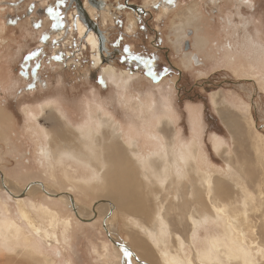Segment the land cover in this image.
<instances>
[{
    "label": "rangeland",
    "instance_id": "rangeland-1",
    "mask_svg": "<svg viewBox=\"0 0 264 264\" xmlns=\"http://www.w3.org/2000/svg\"><path fill=\"white\" fill-rule=\"evenodd\" d=\"M51 2L53 0H0V197H3V191L11 190L13 194L25 191V187L33 182L27 192L29 199L46 202L61 212L64 218L71 219L69 246L63 243L65 249L62 256L55 257L53 248L48 247L46 251L56 264H161L159 248L148 233V230L157 231V223L152 219L145 223L140 209L153 215L161 207V212L171 221L173 213L180 211V206L173 210V203L183 200L174 198V186L165 189L166 186L160 187L156 180L142 177L143 170L137 164L133 171L129 170L130 175L124 163L121 167L116 161L113 165L108 160L105 168L100 170L101 179H94L92 171L77 164L75 158H67L65 162L40 160L37 150L41 129L31 126L25 112L50 99H56L62 105L60 107L71 123L70 130L77 135L76 126L80 127L87 120L89 95H98L96 102L99 101L100 106L126 128V109L143 117L141 104L146 105L149 101L153 109L160 106L163 92L178 115L176 125L183 140L189 141L195 134L190 126L191 107H194L201 115L198 133L205 154L217 167H224L226 160L230 159L239 167L241 160L235 157L243 150L233 143V133L217 114L212 101L214 97L218 109L233 117L240 126L241 133L234 132L237 141L246 144L243 147L249 149L250 168L254 173L243 175L242 186L259 198V189L264 192V92L260 90L258 76L251 71V66L256 63L258 66L254 67L261 71L258 63L264 59V0L240 4L237 0H172L171 3L168 0H134L133 3L150 11L140 17L139 13L137 15L135 11L123 7L122 1L110 0L113 15L110 23L113 27L109 23L111 28L100 30L107 32L112 44L109 48L114 47L123 57L117 70L129 71L134 76L127 91L118 90L105 78L102 70L108 63L101 60L102 65L97 67L94 64L93 51L85 42L86 38H79L76 30L68 34L70 41L65 39L53 45L58 42L57 34L67 27V22L73 25L75 19L73 16L65 19L50 13L38 17L35 11L38 6L48 9L47 5ZM32 4L34 11L30 12ZM134 16L138 20V28L132 33L128 32V25ZM245 37H250L256 48L259 46L256 56L255 52L249 55L244 52ZM186 41L190 44L188 50H185ZM229 41L234 49L226 51L225 44ZM189 52L197 53L202 63L196 66L190 64L186 54ZM247 65L251 66L247 68ZM250 79L253 80L247 81ZM131 104L139 112L133 111ZM49 116L53 117L52 114ZM136 119L139 121L138 117ZM41 122L53 128L52 123ZM163 126L168 137L174 136L171 121L165 120ZM216 137L221 142L219 154L213 151ZM138 144L145 150L143 153L150 152L152 148L142 136L138 138ZM226 149L228 152H225ZM124 153L127 161L135 162L130 151L124 149ZM119 173L122 182L114 178V174ZM233 185V194L240 192V188ZM46 191L61 196L57 198L54 195L51 196L53 199H48ZM64 193H69L77 208L84 212L79 217L94 220L87 224L81 221L72 212L69 199L62 197L66 196ZM99 201L111 204H101L95 212L93 209ZM251 214L254 219L264 216V204L259 211ZM253 222H256L255 234L262 243L264 217ZM135 223L144 225V231ZM178 225L184 229L182 224ZM214 229L209 225V228L202 227L191 232L192 244L198 247L203 235ZM166 238L168 243L175 242L168 235ZM138 240L152 251V260L147 257L144 248L136 245ZM124 246L131 248L133 255H126L129 251ZM186 249L189 254L192 252L187 245ZM257 257L259 264H264V258L261 255ZM193 262L196 263L195 260Z\"/></svg>",
    "mask_w": 264,
    "mask_h": 264
},
{
    "label": "bare ground",
    "instance_id": "bare-ground-1",
    "mask_svg": "<svg viewBox=\"0 0 264 264\" xmlns=\"http://www.w3.org/2000/svg\"><path fill=\"white\" fill-rule=\"evenodd\" d=\"M104 1L111 11L109 6L110 0ZM249 1L251 0H237L239 2L238 4L249 3ZM92 8L89 7L88 12L92 19H99L97 22L99 28L104 31L105 28L110 27L109 23L112 21V13L100 14ZM167 10L166 8L164 9L165 12ZM134 17L131 20L127 17L130 22L128 32L133 33L134 31L135 33L138 28V24L136 23L137 18L136 16ZM194 17L196 18V16ZM73 18L75 19L73 25H69L68 29L66 27L61 33L59 32L57 34L58 42H54L53 45L59 43V41L64 42L65 39L70 41V38H67L68 34L76 30L79 38H86L85 42L93 51L92 57L94 64L97 67L102 65L101 60L103 59L104 53L100 48L98 35L92 32L87 34L84 23L76 19L74 15ZM110 24L113 27V23ZM81 40L84 41V39ZM244 41V44L242 43L243 49H245L244 52H248L247 55L255 52L256 56L259 46L257 48L253 46L250 37H245ZM225 45L226 51L234 49L230 41ZM107 49L109 50V48ZM186 54L189 57L188 59H190V64L192 63V65L196 66L202 63L197 53L189 52ZM259 54L261 55V53ZM260 62L258 64L262 68L261 71L254 67L258 66L256 63L250 66L251 71L253 70L258 76L260 90L264 92V59ZM250 66L247 65V68ZM116 67H118L116 62L108 63L102 70L103 74L118 90L127 91L134 76L130 75L129 71L117 70ZM244 69L248 70L246 68ZM236 70L238 71V68ZM161 95L162 103L154 109V106L149 101H147L148 103L146 105L141 104V110L144 114L143 117L139 116L140 114H131L126 109V128H124L125 125L122 122L117 121L104 107L100 106L99 101L96 102V99L99 100L98 95H89V107L86 111L87 120L83 124H80V127L76 126V130L78 131L77 135L70 130L72 129L69 127L71 125L70 120H68L65 111L60 107L62 105L59 104L58 100L50 99L38 105L39 107L28 109L25 112L26 120H29L31 126H37L41 129L40 131L38 130L40 141H38L39 147L37 151L40 157L39 159L65 162L67 158H75L77 164L92 171L94 179L96 177L101 179L100 170L105 168L106 161L108 162V160L113 162V165L117 162L121 167L125 164L128 171H133L132 168L137 164L143 170L142 177L146 180L150 178L151 180H156L160 187L166 186L165 189H171L170 186H174V192L176 193L173 194L174 198L177 199L178 197L183 202L178 204L173 203V207L171 206L173 210H176V207L180 206L178 207L180 208L179 213H173L171 221L166 219L167 216L161 212V207L153 215L149 214L146 210L140 209L145 223H148L150 219L157 223V231L152 232L148 230V233L154 238V245L159 248L161 264H194L193 260L198 264H259V257L257 256L261 255V258H264V254H262L264 252V241L262 243L258 241L259 239L255 234L256 222H253V220L258 222L264 216L262 215L254 219L251 212L259 211L261 205L264 204V192L259 189V198H257L249 189L242 186L243 175L249 176L254 173L250 168L249 149L243 147L246 144L237 141L234 132V130H237L241 133L240 126L233 120V117H230L223 110L218 109V102H215V98L213 97L212 101L214 108L217 110V114L223 124L233 133L235 139L233 143L237 148L239 146L243 150L242 153L237 152L235 157V159L241 160V166L236 167L234 165L235 161L232 162L230 159L226 160L224 167H217L211 162L202 147V139L198 133L201 129L200 112H197L194 107H191L190 126L191 132L195 134L189 141L187 139L185 141L182 138L180 129L177 127L178 124L176 121L178 120V115L172 106V102L168 101L169 98L163 92H161ZM125 98L127 99L129 97ZM130 107L134 109H132L133 111L136 110L139 112L132 104ZM50 114L53 117H50ZM137 117L139 121L136 119ZM42 120L52 123L53 128L51 129L43 125ZM61 120H63L62 123ZM165 120L173 123L174 136L172 137H168L165 134V127L163 126ZM201 122H203L202 119ZM260 135L262 136V134ZM141 136L147 139L152 145L148 153H143L145 150L138 144V138ZM122 146H125V148ZM121 148H123V151H121ZM220 148V139L216 137L213 140V151L219 154ZM254 148L256 151L255 146ZM124 149L125 151H130L132 159L135 161L134 163L126 160L128 158L124 153ZM228 149L225 152H228ZM233 150L231 149V151ZM257 151L259 152V148H257ZM93 160H95V163H93ZM48 163L52 164L51 162ZM121 167L120 169L124 168ZM122 173L125 175L124 172ZM114 175V178L122 182L123 179L121 180L120 173ZM237 176L239 179H237ZM233 183L236 188H240V192L233 194L232 191L235 189ZM31 184L27 185V188L25 187L26 190L22 192L16 191L13 194L11 190L8 192L3 191V197H0V264H56L55 259L46 252L48 251V247L55 249L54 251L52 250L53 255L58 257L62 256V251L65 249L63 243L69 246L68 239H70L72 229L71 219L64 218L61 212L50 207L46 202H37L36 200L29 199L27 192ZM3 188L6 189L5 186ZM45 194L48 199H53L51 196L54 197L55 195L51 191H46ZM64 194L67 197H62L65 200L69 199L71 204V195L69 193ZM59 196L61 195H55L57 198ZM71 210L81 221L86 222V224L90 221L87 220L88 218L85 220V218L79 217L84 212L80 211L77 205L76 209L72 206ZM178 224H182L184 229H180ZM135 225H138L140 229L144 228L143 224H141L143 226H139V223H135ZM209 225L215 229L206 232V235H203V239L199 241V246H194L190 238V233L202 227L205 229L209 228ZM166 235L175 242L168 243L169 240L166 238ZM144 244L139 240L136 242L138 247L145 249L147 257L152 260L153 253L151 250L146 249ZM186 245L191 248V255L186 249ZM129 249L131 251V248Z\"/></svg>",
    "mask_w": 264,
    "mask_h": 264
},
{
    "label": "flooded vegetation",
    "instance_id": "flooded-vegetation-1",
    "mask_svg": "<svg viewBox=\"0 0 264 264\" xmlns=\"http://www.w3.org/2000/svg\"><path fill=\"white\" fill-rule=\"evenodd\" d=\"M117 1H120V2L122 1L123 7H126V8H128L129 5H133V6H136L137 8H139L138 9L139 15L136 12L139 17L147 15V13H150L149 9L147 10V9L133 3L134 0H117ZM85 2H86V4H85ZM33 5L34 4H32L29 8L30 12L34 11ZM47 6L49 9H51V12L49 11V9L46 10V8H43L41 5L38 6V8L35 10L38 17H41V16L45 15L46 13H50V14H56L58 16L60 15L61 18L66 19V18H69L70 15H72V16L74 15L76 17V19H79L82 23H84V25L87 28V34H90V32H92V33H95L98 35V38L100 41V48L103 51L104 56L106 57L105 58L103 56V59H102L103 62L110 63V64L113 62H116L118 64L119 61H122L123 57L119 54V52H117V49H115L114 47L109 48V46L112 45L111 40L107 37V33L104 34L100 30L99 25L97 24L99 19H96L97 21L92 19V17L90 16V14L88 12V8L93 7L92 9H95L100 14L101 13L111 14L112 11H110L108 9L107 3L104 0H53V2H51V5L49 4ZM130 11H133V10L130 9ZM111 19L113 21V17ZM68 23L69 22H67V29L69 27ZM137 24H138V20H137ZM187 42L188 41H186V43ZM107 48H109V50ZM189 49H190V44H189Z\"/></svg>",
    "mask_w": 264,
    "mask_h": 264
},
{
    "label": "water",
    "instance_id": "water-1",
    "mask_svg": "<svg viewBox=\"0 0 264 264\" xmlns=\"http://www.w3.org/2000/svg\"><path fill=\"white\" fill-rule=\"evenodd\" d=\"M128 8L131 9V10H133V11H135V12H139V11H138L139 8H137L136 6L129 5ZM188 49H189V43L187 42V43L185 44V50H188ZM105 203H106V204H111V203L108 202V201H99V202L95 205V207H94V211L96 212V207H98V206L101 205V204H105ZM71 205L73 206L74 209H76V203H75L73 197H71ZM75 212H77V211H75ZM96 216H97V213L95 214V217H96ZM93 220H94V219H93ZM93 220L90 219V222H92ZM88 222H89V221H88ZM113 243H114L116 246H119V247H120V244H117L115 241H113ZM124 247H125V249H127V250L133 255V252L130 251V249H129L128 247H126V246H124ZM122 248H123V247H122Z\"/></svg>",
    "mask_w": 264,
    "mask_h": 264
},
{
    "label": "snow or ice",
    "instance_id": "snow-or-ice-1",
    "mask_svg": "<svg viewBox=\"0 0 264 264\" xmlns=\"http://www.w3.org/2000/svg\"><path fill=\"white\" fill-rule=\"evenodd\" d=\"M168 2H169V3H171V2H172V0H168ZM49 11L51 12V9H49ZM13 23H16V21H13ZM57 58H59V57H57ZM126 255H129V256H130V255H131V253H129V252H127V251H126Z\"/></svg>",
    "mask_w": 264,
    "mask_h": 264
}]
</instances>
